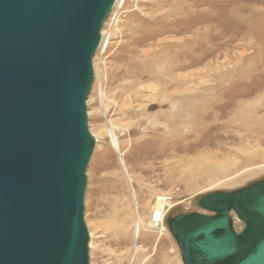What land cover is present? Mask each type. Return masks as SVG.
<instances>
[{"label": "rangeland", "instance_id": "374dc122", "mask_svg": "<svg viewBox=\"0 0 264 264\" xmlns=\"http://www.w3.org/2000/svg\"><path fill=\"white\" fill-rule=\"evenodd\" d=\"M122 1L86 100L89 264H183L168 218L264 179V0ZM163 195V228L149 229Z\"/></svg>", "mask_w": 264, "mask_h": 264}, {"label": "water", "instance_id": "95a60500", "mask_svg": "<svg viewBox=\"0 0 264 264\" xmlns=\"http://www.w3.org/2000/svg\"><path fill=\"white\" fill-rule=\"evenodd\" d=\"M114 2L0 0V264H89L86 100ZM197 205L167 220L183 264H264V179Z\"/></svg>", "mask_w": 264, "mask_h": 264}, {"label": "bare ground", "instance_id": "6f19581e", "mask_svg": "<svg viewBox=\"0 0 264 264\" xmlns=\"http://www.w3.org/2000/svg\"><path fill=\"white\" fill-rule=\"evenodd\" d=\"M120 1L122 0H115L114 5H117V3H119ZM107 42H108V37L105 35H101L100 43L98 45V50L104 51L105 47L107 46ZM101 103L104 106L103 100ZM107 133L112 145L115 147V149H118L119 148L118 135L116 134L115 129L113 128L112 125H109V127L107 128ZM155 198L156 199H155L154 211L153 213L150 214V222L149 224H147V227L152 230L156 229V231H161L163 228V221L167 214L166 211L168 207L170 208V205L172 206L170 202L171 198L168 195L156 196ZM142 224H143V220L141 219H136V221L133 224V234L134 236H136V238L139 237L140 231L145 230L146 228V226L145 228L142 227L143 226ZM129 264H133V259Z\"/></svg>", "mask_w": 264, "mask_h": 264}]
</instances>
